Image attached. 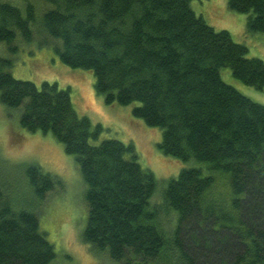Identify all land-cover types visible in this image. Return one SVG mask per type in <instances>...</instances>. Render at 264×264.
<instances>
[{"label": "trees", "instance_id": "trees-1", "mask_svg": "<svg viewBox=\"0 0 264 264\" xmlns=\"http://www.w3.org/2000/svg\"><path fill=\"white\" fill-rule=\"evenodd\" d=\"M26 1V0H25ZM24 4V5H23ZM0 0V46L53 45L59 60L87 69L107 105L161 130L158 149L190 165L160 190L133 142L101 138L74 106L71 86L16 78L0 55V101L28 131L51 133L74 155L88 206L82 237L118 264H264V104L224 81L229 67L264 90V60L192 0ZM264 32V0H228ZM0 156V264H49L54 244L34 203L15 196L25 183L46 200L62 180L37 163ZM29 204V205H28Z\"/></svg>", "mask_w": 264, "mask_h": 264}, {"label": "rangeland", "instance_id": "rangeland-1", "mask_svg": "<svg viewBox=\"0 0 264 264\" xmlns=\"http://www.w3.org/2000/svg\"><path fill=\"white\" fill-rule=\"evenodd\" d=\"M9 1L22 6L28 0ZM192 7L216 30H228L236 41L246 44L250 56L264 60V32L248 29L247 13L232 10L228 0H192ZM16 43L15 51L6 44L0 46V55L11 59L8 70L16 78L34 81L39 86L45 80L58 82L60 87L71 86L75 108L94 124L104 126L101 138H116L135 144L138 161L143 167L150 168L158 179L159 190L155 200L159 199L160 190L168 179L177 177L182 168L190 165L166 156L158 149L161 130L150 128L142 119L132 115L131 110L136 103L107 105L103 95L95 89L92 71L62 63L52 44L46 45L37 40ZM221 76L246 96L264 104V90L245 84L233 75L229 67L221 68ZM0 156L14 165V173L20 181L23 168L37 163L63 182V186L56 188L46 200L34 199L25 183L15 192L20 202H35L40 228L55 246L56 256L49 264H118L107 253L96 252L83 241L88 206L84 200L85 183L74 155L67 153L63 144L51 133L24 129L16 111H11L1 101Z\"/></svg>", "mask_w": 264, "mask_h": 264}]
</instances>
